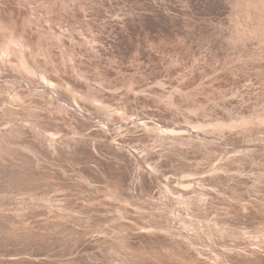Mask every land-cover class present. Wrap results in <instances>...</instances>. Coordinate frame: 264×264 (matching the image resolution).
Here are the masks:
<instances>
[{"label":"rangeland","instance_id":"1","mask_svg":"<svg viewBox=\"0 0 264 264\" xmlns=\"http://www.w3.org/2000/svg\"><path fill=\"white\" fill-rule=\"evenodd\" d=\"M0 264H264V0H0Z\"/></svg>","mask_w":264,"mask_h":264},{"label":"bare ground","instance_id":"2","mask_svg":"<svg viewBox=\"0 0 264 264\" xmlns=\"http://www.w3.org/2000/svg\"><path fill=\"white\" fill-rule=\"evenodd\" d=\"M46 83V82H45ZM52 87V86H51ZM192 129V128H191Z\"/></svg>","mask_w":264,"mask_h":264}]
</instances>
